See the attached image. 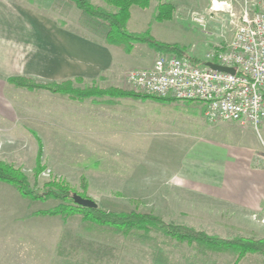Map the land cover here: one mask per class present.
<instances>
[{
    "label": "rangeland",
    "instance_id": "374dc122",
    "mask_svg": "<svg viewBox=\"0 0 264 264\" xmlns=\"http://www.w3.org/2000/svg\"><path fill=\"white\" fill-rule=\"evenodd\" d=\"M10 1L12 5L7 0H0V114L6 113L13 121L0 120V124L6 125L9 122L12 126L10 130L0 128V144L4 151L7 150L6 153H0V160L19 167L28 177L31 186L40 193L44 190V182L50 179L63 180L71 192L94 200L97 207L104 210L149 213L165 222L185 224L220 238L264 239V219L261 217L246 215L240 207L231 202L209 200L188 191L184 185L167 184L168 180L159 174L163 173V152L169 141H180L191 134L183 126L184 118L188 114L199 113V104L192 101H155L151 98L125 97L112 106L109 113L114 116L101 122L108 127L103 131V135H97L95 128L82 129L79 120H71L66 116L69 113L85 112L86 109L88 111L92 100L100 103V100L107 96L87 97L79 101L44 88L29 90L8 82L7 77L11 75H24L39 83L51 81L49 78L52 74L49 71L36 72L42 63L33 55L34 48L31 43L23 41V38L31 33L28 28L35 27L30 24L31 21H38V18L42 17L46 20L44 25L48 28L51 26L50 21L65 27L66 21L72 22L71 20L79 17L87 22L84 25L90 32L100 33V27L104 29L99 21L97 24L84 17L81 11L79 13V9L68 0ZM91 1L109 8L102 0ZM172 1L178 6H186L184 14H176L174 18L179 20L178 25H182L183 31L173 26L171 29L160 30L153 18L155 0H150L149 6L144 9L132 6V18L126 29L130 32L148 30L151 35L160 39L184 38L194 45V50L187 55L198 60L210 48L214 35L221 33L225 37L230 36L231 32L225 29L226 26L230 27L227 20L223 29L218 30L219 24L212 21L203 32L190 19V14L194 11L205 12L210 0ZM8 4L12 6L11 9L6 8ZM139 10L142 14L138 13ZM168 33H174V36L167 35ZM151 52L146 45L137 46L134 59L128 63L143 67L146 59L142 55L148 58ZM125 70L121 72L122 78ZM71 80L75 87L90 86L86 81ZM122 89L146 94L135 90L129 84L124 85ZM55 118L59 121H54ZM263 124L259 126L260 135L245 134H253L263 139L261 147L255 151V156L264 167ZM52 125L54 128L50 129ZM54 130L55 133L56 130L59 131L61 136L59 140L52 142L50 135ZM83 137L87 138L85 148L89 151H81L84 149ZM61 140L63 141L60 142ZM73 148H78L80 152L75 153ZM13 150L15 153L10 154ZM38 154L39 163L45 168L36 176L34 168L38 163ZM135 167L138 168L137 175L130 177ZM2 193L5 194V190L0 188V197L3 196ZM26 202L28 214L54 206L59 199L26 198ZM49 217H53V221L48 219ZM11 218L13 220V216ZM29 222L42 227L59 225V243L48 250V239L52 233L44 229L42 237L46 248L42 252L32 251L30 260L43 264H152L151 260L158 256L159 259L169 260L172 264H186L184 260H219L220 264H226L225 260H237L233 251L203 250L195 242L176 243L169 237L155 232L150 233V238L147 239L132 234L115 233L109 227L83 220L80 214L66 217L45 214ZM17 223H8L11 225L9 229L20 226ZM5 244L6 241L0 238V263L4 264L3 260H19L4 257L2 247ZM254 256L261 258L263 255H247L238 260H258ZM48 257L52 260H48Z\"/></svg>",
    "mask_w": 264,
    "mask_h": 264
},
{
    "label": "crops",
    "instance_id": "0c3cea01",
    "mask_svg": "<svg viewBox=\"0 0 264 264\" xmlns=\"http://www.w3.org/2000/svg\"><path fill=\"white\" fill-rule=\"evenodd\" d=\"M7 1L12 5L10 0ZM166 1L174 5L173 17L163 21L155 20V23L159 25L162 31L164 28L171 29L172 26L183 31L182 25H178L179 20H174V18L176 14H184L183 12L187 10L186 6L183 4L178 6L172 0H155L156 9L160 2ZM229 1L236 7L243 2V0ZM11 5L8 4L6 8L11 9ZM156 9L153 10V16ZM131 10L132 7L130 8V18L127 24L132 18ZM138 13L142 14L140 10ZM71 21H66L65 27L50 21L51 26L49 28L44 25L46 20H43L42 17L38 18V21H31L30 24L35 27L28 28L31 33L28 37L23 38V41L31 43L30 45L34 48L33 55L42 63L41 68L36 72L49 71L52 74L49 78L51 81L80 79L82 82H89L90 85L94 83L99 87L116 86L122 88L127 85L121 72L125 69L140 68L130 65L128 62L134 59L136 47L142 44H135L131 52H125L121 47L105 41L103 28L100 27V33H94L90 32L91 30H88V27H85L84 23L87 22L84 19L78 17ZM173 34L168 33L167 35L174 36ZM156 38L168 43L175 42L186 47V54L188 55L194 50L192 48L194 45L188 43L184 38ZM156 55L157 53L154 50L148 58L142 55L146 59L143 67H151ZM123 98L125 97L107 96L102 98L100 103L92 100L93 102L88 111L86 109L82 113H69L66 117L71 120H79L82 129L95 128L97 135H103V131L108 125H103L101 122L114 116L109 111H111L112 106L117 105L120 99ZM170 100L192 101L177 100L175 98ZM193 102L199 104L200 111L199 113L186 115L183 123V126L191 134L187 138L180 139V141H169L166 150L163 152V173L159 174H162L165 180H168L167 184L184 185L188 191L200 194L209 200L231 202L240 207L246 215L259 216L264 219V167L255 156V151L261 147L263 139L261 140L253 134L242 133L240 125L235 121L218 120L214 123L209 122L204 114V104L197 101ZM0 120L10 122L13 121V118L4 113L0 114ZM54 121H59V119L55 118ZM9 122L6 125L0 124V128L10 130L12 126L9 125ZM53 126H50V129H53ZM262 126L264 127V124ZM50 136L53 142L59 140L61 134L57 130L55 133L54 130L51 131ZM83 138L82 147L84 149H81V151H89L88 148H85L87 138H84V140ZM73 144L77 143L73 142ZM73 149L76 150L75 153L80 152L78 148ZM2 150L0 144V153L7 152V150ZM11 153H15V151L13 150ZM136 170H138L137 167H135L130 177L137 175ZM0 188L5 190V194L2 193L3 196L0 197V200H2V203H0V233H2V236L0 238L6 241V244L2 247V254L4 257L19 259L3 260L4 264H43L36 260H30L31 254H33L32 251L42 252L46 248L44 247L45 240L42 237L44 229L52 233V236L48 239V250L59 243V225L49 224L50 226L42 227L30 224L31 219H36L40 215H33V211L26 214V198H23L10 184L0 182ZM52 218L49 217L48 219L52 220ZM14 221H17L20 226L9 229L11 225H8V223H14ZM247 255L262 256L259 253H247L244 256ZM257 258L258 260L225 261L226 264H264V256ZM48 260L52 259L48 257ZM184 261L186 264L198 262L197 260ZM207 263L220 264L219 260H208ZM47 264L50 263L47 262Z\"/></svg>",
    "mask_w": 264,
    "mask_h": 264
},
{
    "label": "built area",
    "instance_id": "2783aa9c",
    "mask_svg": "<svg viewBox=\"0 0 264 264\" xmlns=\"http://www.w3.org/2000/svg\"><path fill=\"white\" fill-rule=\"evenodd\" d=\"M190 19L203 32L212 21L221 30L227 20L230 27L225 29L231 34L214 35L199 62L188 55L159 53L151 67L125 70L123 79L149 95L201 102L209 122L235 121L242 133L259 134L264 123V0H243L238 7L229 0H210L205 12L194 11ZM206 62L232 67L234 72Z\"/></svg>",
    "mask_w": 264,
    "mask_h": 264
},
{
    "label": "trees",
    "instance_id": "16d2710c",
    "mask_svg": "<svg viewBox=\"0 0 264 264\" xmlns=\"http://www.w3.org/2000/svg\"><path fill=\"white\" fill-rule=\"evenodd\" d=\"M68 1L78 8L84 17L93 20L97 24L100 22L105 30V41L121 47L125 52H131L135 44H142L148 46L157 54L174 53L178 56L187 55L186 47L175 42L168 43L161 41L151 35L148 30L143 32H130L126 29L127 21L130 18V8L132 6L146 8L149 6L150 0H102L109 8L94 4L91 0ZM173 12L174 5L171 2H160L153 18L156 21L168 20L172 18ZM190 59L194 62H199L198 59L193 57H190ZM75 80L80 81V79ZM7 81L29 90L44 88L53 93L64 94L70 99L79 101L87 97L95 96L151 98L160 101L172 99V97H158L155 95L135 93L115 86L102 88L97 85H90L79 88L73 85V80L71 79L39 83L31 77L11 75L7 77ZM38 153L40 154L41 150ZM39 154L37 156L38 163L34 168L36 176L45 168L44 165L39 163ZM0 182L10 184L21 196L27 199L44 200L48 197L59 199V202L54 206L33 211L32 213L34 215L48 214L66 217L73 214H80L83 220L98 226L109 227L115 233L119 232L122 235L132 234L138 238L147 239L150 238V233L155 232V234L169 237L176 243L185 242L190 244L195 242L203 250L223 249L233 251L237 255V260L246 253L257 252L264 256V239L262 238H220L218 236L208 235L202 230L194 229L185 224L165 222L149 213L111 211L99 207L88 208L76 205L72 199L74 192H71L63 180L50 179L44 182V190L40 193L31 186L28 177L19 167H15L2 160H0ZM197 261L191 264H210L207 263L208 260ZM151 262L152 264H172L169 260L159 259V256L154 257Z\"/></svg>",
    "mask_w": 264,
    "mask_h": 264
},
{
    "label": "water",
    "instance_id": "95a60500",
    "mask_svg": "<svg viewBox=\"0 0 264 264\" xmlns=\"http://www.w3.org/2000/svg\"><path fill=\"white\" fill-rule=\"evenodd\" d=\"M206 64L217 70L227 71L231 73L234 72V69L232 67H226V66L214 63V62H206ZM72 199L75 204L83 206V207H88V208L97 207V203L94 200L87 198V197H82L81 195L77 193H73Z\"/></svg>",
    "mask_w": 264,
    "mask_h": 264
}]
</instances>
